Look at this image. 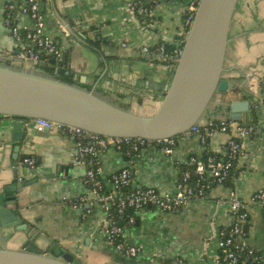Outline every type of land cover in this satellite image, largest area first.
I'll list each match as a JSON object with an SVG mask.
<instances>
[{
	"label": "crops",
	"instance_id": "0c3cea01",
	"mask_svg": "<svg viewBox=\"0 0 264 264\" xmlns=\"http://www.w3.org/2000/svg\"><path fill=\"white\" fill-rule=\"evenodd\" d=\"M130 1L51 0L41 12L42 34L63 49L55 66L77 76L74 80L67 74L71 83L93 88L121 108L150 115L161 103L171 69L141 47L174 42L185 3L163 2L153 8L151 16H142L129 9ZM22 2L0 0V55L11 60L16 58L18 44L3 23V8L8 4L19 7ZM14 21L20 27L32 25L30 17L19 10ZM21 65L44 72L34 68L32 61ZM223 69L222 76L230 84L235 81L248 85L244 92L252 97L239 93L232 100L241 105L249 100V109L238 106L239 112L233 113L226 93L216 92L198 123L229 120L233 125L254 128L253 134L243 139L247 152L236 159L237 174L212 184L202 197L191 199L176 212L149 205L135 211L133 222L125 227L127 243L140 247V253L132 258L107 240L102 229L107 214L101 203L75 202L91 195L83 182L84 166L71 159L75 139L56 128L39 133L30 119L0 116V185L26 184L16 191L12 207L28 227L35 229L31 243L45 248L57 242L84 264H144L149 260L164 264L176 259L183 264H214L218 253L215 234L231 223L228 197L236 190L248 214L245 235L238 240L256 251L253 264H264V216L251 200L256 190L264 188V0H238L229 26ZM241 73L249 77L243 79ZM235 136L231 127L226 132H214L202 144L197 134L187 132L175 138L170 154L146 146L132 158L108 147L99 154L100 176L110 191L111 175L127 167L131 189L155 188L161 194L173 195L191 156L210 154L221 161L219 148ZM26 156L35 158V167L22 164ZM28 239L27 230L0 227L1 246L19 248Z\"/></svg>",
	"mask_w": 264,
	"mask_h": 264
},
{
	"label": "water",
	"instance_id": "95a60500",
	"mask_svg": "<svg viewBox=\"0 0 264 264\" xmlns=\"http://www.w3.org/2000/svg\"><path fill=\"white\" fill-rule=\"evenodd\" d=\"M237 2L199 1L161 103L153 114L121 108L96 94L93 88L86 89L56 78L53 74L58 70L54 58L43 63L33 62L34 68L44 71L38 72L22 67L23 62L17 58L11 60L0 55V116L43 118L103 136L155 140L187 133L204 116L216 92L226 93L233 113L239 112L236 108L243 105L247 106V111L249 100L241 105L232 98L239 93L246 94L248 85L235 81L230 84L229 79L222 76L229 26ZM39 10H44L43 2ZM75 32L82 35L77 28ZM66 74L77 80L76 75L68 71ZM241 76L249 77L243 73ZM46 131L48 129L37 130ZM25 185L21 182L0 185V227L27 230L29 237L19 248L0 245V264H84L57 242L45 248L31 243L35 229L28 227L12 207L16 191ZM243 228L246 231L247 226Z\"/></svg>",
	"mask_w": 264,
	"mask_h": 264
},
{
	"label": "built area",
	"instance_id": "2783aa9c",
	"mask_svg": "<svg viewBox=\"0 0 264 264\" xmlns=\"http://www.w3.org/2000/svg\"><path fill=\"white\" fill-rule=\"evenodd\" d=\"M174 1H183L185 3L179 31V34H182L185 40L200 0H131L129 9L138 15L151 16L156 5ZM41 2L45 5L50 3L51 0H23L19 6V12L28 15L32 20L31 27H20L16 22L12 21L9 15L3 16L4 25L18 44V52L15 57L21 62H41L43 55L50 56L56 61L63 54V49L56 44L54 39L42 34L43 20L39 10ZM5 7L10 9L12 4L5 5ZM177 41L175 39L174 42ZM32 43L33 45H31ZM34 47L37 49H34ZM141 50L144 53L153 54L172 69L175 67L182 47L175 48L169 57L164 53V42H158L153 47L144 45ZM31 123L38 131L56 128L65 135L75 139V147L71 152V159L74 164L84 166L83 182L91 194L90 198L82 196L75 202L82 203L88 200L101 203L107 214L102 222V229L107 240L117 251L131 258L136 257L140 253V247L129 245L126 241L125 227L133 222L134 217L132 214L129 215L126 224L122 225L118 219L123 216L124 212L128 210L135 212L148 205L162 211L176 212L188 204L191 199L202 197L212 184L223 183L229 178L236 167V159L246 155L247 148L243 139L254 132L252 126L233 125L229 120L209 119L204 124H199L198 122L193 124L188 132L197 134L202 144H205L207 138L214 132H226L231 127L237 136L228 138L219 148V154L223 157L221 161L216 160L210 154H206L202 158L191 156L188 164L193 167L192 171H184L177 183L176 192L173 195H168L159 193L155 188L131 189V173L127 167L111 175L109 178L111 190L104 192V183L100 176L102 166L99 154L104 149L113 147L122 151L128 158H132L146 146L159 148L165 154H170L175 145V137L155 140L134 137H109L43 118L31 119ZM35 162V158L31 156H26L22 159V164L31 168L35 167ZM251 200L259 205L264 216V188L256 190L251 196ZM109 204L110 206L114 205L116 216L109 214ZM228 205L232 220L229 226L220 228L215 234L218 253L214 264H239V262L253 264L256 260V251L244 241L238 240V238L245 235L243 227L248 214L246 204L236 190L230 192ZM82 215L84 217L85 213ZM144 264L155 263L149 260ZM164 264H183V262L176 259Z\"/></svg>",
	"mask_w": 264,
	"mask_h": 264
},
{
	"label": "trees",
	"instance_id": "16d2710c",
	"mask_svg": "<svg viewBox=\"0 0 264 264\" xmlns=\"http://www.w3.org/2000/svg\"><path fill=\"white\" fill-rule=\"evenodd\" d=\"M18 9H19V7H16V6H13V4H12V8H8V7H5V8H3V16H6V15H9L10 16V18L12 19V21L13 22H15L14 21V14L18 11ZM176 39L178 40L177 42H172V43H169V42H164V53H165V55L166 56H170L172 53H173V51L175 50V48H181L182 46H183V43H184V36L182 35V34H178L177 36H176ZM89 43V45H92L93 44V42H88ZM93 46V45H92ZM34 49H37L36 47H34ZM49 59H50V56H46V55H43L42 57H41V62L43 63V62H48L49 61ZM169 61V60H168ZM163 62V61H162ZM170 62V61H169ZM165 63V62H164ZM173 69H174V67L171 69V74H172V71H173ZM49 73H52V70H50V69H46ZM65 68H63V67H60V66H58V71H57V73L55 74H53L56 78H58V79H60V80H62V81H66V82H70L71 81V78L67 75V74H65ZM175 138L177 137V136H174ZM207 153V152H206ZM208 153H210V152H208ZM236 168V167H235ZM233 169V171L231 172V174H230V176H229V178H231L232 176H235L236 174H237V170L236 169ZM192 169H193V167L192 166H190L189 164L186 166V168L181 172V174H180V178H181V175H182V173L184 172V171H192ZM180 178H179V180H180ZM190 182H192V180H190ZM103 191L104 192H106L107 191V189H106V187L105 186H103ZM133 210H128V211H125L124 212V214H123V216L121 217V218H119L118 220H119V222L122 224V225H125L126 224V222H127V217L129 216V215H133ZM109 214L111 215V216H116V212H115V207H114V205H111L110 207H109ZM166 263V262H165ZM239 264H245V263H242V262H239Z\"/></svg>",
	"mask_w": 264,
	"mask_h": 264
}]
</instances>
